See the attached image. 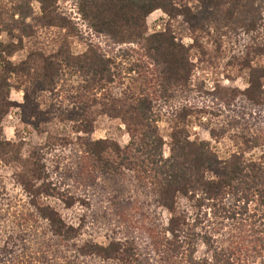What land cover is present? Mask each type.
I'll return each mask as SVG.
<instances>
[{"label":"trees","instance_id":"trees-1","mask_svg":"<svg viewBox=\"0 0 264 264\" xmlns=\"http://www.w3.org/2000/svg\"><path fill=\"white\" fill-rule=\"evenodd\" d=\"M6 1L11 7H0V29L19 31L21 36L15 42L0 43V97L7 96L0 99V163L9 166L14 185L26 193L52 238L59 243L68 241L77 230L51 206L36 207V201L57 199L67 210L90 203L88 196L68 191H64L66 198H56L58 190L48 171L47 156L58 149L65 153L68 148L74 157L71 166L62 169L59 156L53 167L55 173L63 182L72 181L78 188L102 186V197L111 198L110 218L117 225L108 226L118 228L112 230V236L125 228L127 233L136 230L148 240L141 246L129 235L110 239L105 247L96 250L103 263L264 264V144L252 133L251 139L240 138L243 144L222 160L210 144L191 141L183 130L175 129L166 156V143L152 118V102L147 96H140L123 107L125 110L94 100L54 111L42 97L56 95L63 69H73L81 75L86 90L103 92L114 82L115 60L98 44H90L81 55L71 53L67 39L74 28L58 13V0ZM176 1L79 0L78 12L88 22L90 34L106 38L115 49L145 40V20L158 10L184 15L192 29L239 24L253 36L261 27L262 42L250 50V55L264 58V0H189L196 3L194 10L186 6L179 9ZM33 3L39 5L41 17L37 25L55 28L60 35L67 33L50 50L37 41L30 42L27 48L23 41L33 39V26L28 22ZM253 41L257 42V38ZM146 42L148 55L164 69L165 84L179 77L188 78L191 66L187 51L176 45L171 35L154 36ZM24 48L28 58L13 62ZM249 63L248 60L247 67ZM11 91L23 94L21 104L8 101ZM235 94L233 91L234 97ZM243 98L252 109L264 107V66L251 67ZM12 110L18 116L17 135L22 129L46 137L45 143L33 148L26 158L22 156V139L17 143L3 139L1 125ZM100 116L116 120L117 128L128 132L125 147L109 136L92 139ZM209 127L211 138L217 137L214 128L224 131L217 124ZM126 182L135 185L140 193L137 196L144 197L143 203L135 199L121 201L122 183ZM114 189L118 196H113ZM108 217V213H102V220L109 223ZM1 261L2 258L0 264Z\"/></svg>","mask_w":264,"mask_h":264},{"label":"rangeland","instance_id":"rangeland-1","mask_svg":"<svg viewBox=\"0 0 264 264\" xmlns=\"http://www.w3.org/2000/svg\"><path fill=\"white\" fill-rule=\"evenodd\" d=\"M176 4L179 9L182 6L193 10L197 8L196 3L189 0L182 2L178 0ZM4 6L11 7L6 0H0V7ZM57 9L61 16L68 19L70 27L74 28V32L67 39L74 56L84 53L90 44H98L103 52L114 58L115 65L112 69L114 82L103 92L86 90L81 82V75L73 69H63L56 95L42 97L44 104L52 106L54 111L59 107L69 109L94 100L101 105L104 102L109 105L113 103L118 109L125 110L123 107L129 103L135 102L140 96H147L152 102V118L157 122L160 135L166 143L164 148L166 156L169 153L171 134L175 129L183 130L191 141L210 144L212 150L222 160L243 144L240 138L251 139L252 133L259 139L260 144H264V107L252 109L243 98L248 87L251 67L264 66L262 56L250 55V50L262 42L261 27L253 36L243 31L239 24L220 27L211 24L192 29L184 15L174 16L158 10L145 20V40L115 49L106 38L90 34L88 22L78 12L79 0H58ZM40 17L39 5L33 3L30 20L35 21H28L33 26L31 33L33 39L23 41L27 48L32 44L30 42L37 41L44 49L50 50L52 46L55 47L56 42L61 43L64 39L62 36L67 33L60 35L55 28L44 29L37 25L36 21ZM261 18L264 19V10ZM158 35H171L174 43L187 51L191 66V73L187 79L179 77L164 83V69L148 55L146 47V39ZM20 36L19 31L11 33L3 31L0 33V43L15 42ZM254 37L257 38V42L253 41ZM27 48L19 51L12 61L18 63L26 60L29 55ZM2 87L0 84V90ZM233 91L236 97L232 95ZM1 95L0 99L7 97ZM8 101L21 104L23 94L11 91ZM235 118L239 121L238 125H235ZM52 122L55 124V119ZM117 123L116 120L100 116L92 139L102 140L109 136L121 147H125L130 135L128 132L126 134L124 129H118ZM18 124L17 112L12 110L1 125L3 139L15 143L22 139L24 142L22 156L26 158L33 148L45 143L46 137L35 131L22 129L17 135ZM210 124H217L224 131L214 128L217 137L211 138ZM56 152L47 156L48 171L52 172L50 175L58 190L55 193L56 198L59 200L62 197L66 198L64 191H68L79 197L88 196L90 203L85 206L78 204L67 210L57 199L45 201L40 198L36 201V207L48 205L58 211L60 217L77 230L73 233L74 238L61 243L52 238L47 226L30 206L26 193L14 185L9 166L0 163L1 264H116L103 263L96 255L97 247H105L110 239H122L127 235L137 239L139 245H147V237L135 232L136 230L127 233L123 228L112 236V230L117 231L118 228L108 226V224L117 226L113 218H110L111 198L102 197L100 184L92 189L78 188L72 181L63 182V178L55 173L53 167L57 164L59 156L63 160L62 169L71 166L74 157H71L68 148L65 153L60 149ZM128 184L122 183L123 187L120 185L124 191L121 201L135 199L143 203L141 198L144 197L137 196L140 193L136 192L135 185ZM113 193V196H118L115 189ZM103 212L108 213L109 223L106 219L102 220ZM202 252L203 250H200V254Z\"/></svg>","mask_w":264,"mask_h":264}]
</instances>
